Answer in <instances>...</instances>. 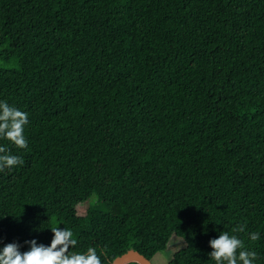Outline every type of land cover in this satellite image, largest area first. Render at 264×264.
<instances>
[{
    "label": "trees",
    "instance_id": "obj_1",
    "mask_svg": "<svg viewBox=\"0 0 264 264\" xmlns=\"http://www.w3.org/2000/svg\"><path fill=\"white\" fill-rule=\"evenodd\" d=\"M0 100L28 114L0 244L212 264L237 229L264 264V0H0Z\"/></svg>",
    "mask_w": 264,
    "mask_h": 264
},
{
    "label": "clouds",
    "instance_id": "obj_2",
    "mask_svg": "<svg viewBox=\"0 0 264 264\" xmlns=\"http://www.w3.org/2000/svg\"><path fill=\"white\" fill-rule=\"evenodd\" d=\"M28 114L19 108L0 100V138L6 139L18 148L27 145L24 135ZM6 146H0V171L22 164L23 160L17 155L9 154ZM51 236L47 244L38 242L36 236L23 241L27 245L21 251L22 245L16 241L0 244V264H102L94 246H88L83 251H75L76 238L70 228H49ZM217 235L207 241L210 251L206 253L212 264H256V251L246 248L244 241L234 233L215 229ZM250 241L260 239V233H248Z\"/></svg>",
    "mask_w": 264,
    "mask_h": 264
},
{
    "label": "rangeland",
    "instance_id": "obj_3",
    "mask_svg": "<svg viewBox=\"0 0 264 264\" xmlns=\"http://www.w3.org/2000/svg\"><path fill=\"white\" fill-rule=\"evenodd\" d=\"M2 66H7V68L12 67V65H8V64H4ZM95 199L94 196H91L89 199H87L86 201L80 203L77 206V212L78 214H82L85 212L88 204L90 203H94ZM171 246L176 249L177 247H179L181 245V241H179V239H175L172 238L171 242H170ZM167 260H168V254L165 251H158L156 252L150 259L152 264H167Z\"/></svg>",
    "mask_w": 264,
    "mask_h": 264
},
{
    "label": "water",
    "instance_id": "obj_4",
    "mask_svg": "<svg viewBox=\"0 0 264 264\" xmlns=\"http://www.w3.org/2000/svg\"><path fill=\"white\" fill-rule=\"evenodd\" d=\"M132 261L139 264H152L149 258L133 248H129L121 254L116 255L112 260H110L109 264H127Z\"/></svg>",
    "mask_w": 264,
    "mask_h": 264
}]
</instances>
